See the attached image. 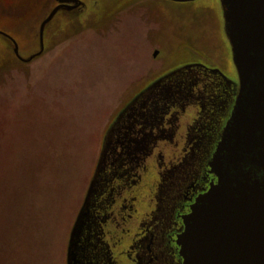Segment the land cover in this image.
<instances>
[{
  "label": "rangeland",
  "instance_id": "rangeland-1",
  "mask_svg": "<svg viewBox=\"0 0 264 264\" xmlns=\"http://www.w3.org/2000/svg\"><path fill=\"white\" fill-rule=\"evenodd\" d=\"M50 3L0 0V264H93L90 196L108 169L141 150L147 227L120 247V264H148L154 232L159 263L182 264L168 237L182 231L179 220L170 232L172 197L192 165L213 160L237 85L221 0H82L47 23L42 50ZM176 76L193 92L195 112L144 130L139 116L155 88Z\"/></svg>",
  "mask_w": 264,
  "mask_h": 264
},
{
  "label": "water",
  "instance_id": "water-1",
  "mask_svg": "<svg viewBox=\"0 0 264 264\" xmlns=\"http://www.w3.org/2000/svg\"><path fill=\"white\" fill-rule=\"evenodd\" d=\"M221 2L240 94L212 164L218 184L184 218L178 245L183 264H264V0Z\"/></svg>",
  "mask_w": 264,
  "mask_h": 264
},
{
  "label": "flooded vegetation",
  "instance_id": "flooded-vegetation-1",
  "mask_svg": "<svg viewBox=\"0 0 264 264\" xmlns=\"http://www.w3.org/2000/svg\"><path fill=\"white\" fill-rule=\"evenodd\" d=\"M50 6H51L50 10L48 14L43 18L40 26H42V24L55 11H56L55 15H58L61 12L72 14L71 12H76L77 9L83 8L82 0H51ZM11 39L14 40L12 37ZM231 53H232V47H231ZM232 62L237 76V85L235 87L236 90L234 93L233 103L229 107L230 108L229 118L227 119L225 123V127L222 131L220 142L222 141L226 127L233 115L240 94V87H241L240 78L236 66L234 64L233 53H232ZM205 76L207 77V75ZM176 79H178V76H176ZM204 80L207 81L206 83H209L207 78ZM214 81L216 80L214 79ZM179 82L180 81L178 79L177 83L175 82H167L164 84L162 83L157 88H155L156 90L154 91L156 97L150 100L149 102H147V105H145L146 112L144 114H141V116H139V124L142 126L144 130L156 131L159 128L158 126L162 125L163 123L165 124L166 120H168V118L171 116L172 117L175 116L176 119L181 118L183 120L185 119V117H190L191 113L195 112V108H194L195 102L193 101V99H190V96L193 92L191 93L190 89L186 88L183 84ZM218 90H219L218 88L216 89L214 87V92L217 93ZM208 91L211 92L210 90ZM205 95H207V93H205ZM215 95H216L215 98L219 96L218 94ZM144 98L145 96L142 97V99ZM135 157H136L135 161L128 160L131 161L132 163L131 162L123 163L119 165V167L117 168L108 169L107 174L103 173L104 178L106 179L105 185L103 183L101 184L98 182L97 186L95 187L96 189H94V192H92L90 196L89 204L91 205L92 202L94 205L90 208L92 211L90 212L91 222L89 223V225H90L91 235L93 236L92 240L98 241L96 243L99 245V246H95V250L96 249L97 250L96 253L94 252V256L96 258L92 260L93 264H120V258L122 256L125 257L124 250L121 252L120 247L127 246L130 244L131 234L137 235L138 237L140 236V238L145 234L144 231L146 230L147 227L145 223L146 213L141 198V187L144 182V175H147V171H148L146 167V163H144L146 161V154L141 150L139 151L138 154L135 155ZM194 161H198V159L195 158ZM213 161H214V157L213 160L207 163L206 167L203 166L202 163H200V161L192 165L190 169L191 172L189 173L190 175L187 177V179H185V182L184 181L182 182L181 184L182 187L180 185L175 195L172 197L175 199V205H172L168 212L169 219L173 220V222L170 223L171 226L170 232L176 233L177 231L176 228L178 227L179 220H182V231L176 234L177 240H172L171 235H169L168 237L170 243H173L174 241L175 245H177L179 248L180 246L178 245V236L181 235L185 230L184 218L189 214H191L192 207L196 204L197 200L201 196L207 194L214 185L218 184V177L213 172V168H212ZM100 169H103V165L100 166ZM102 171L104 172V170ZM97 174L98 175L95 177V179H97L98 176L101 177V171L98 170ZM148 195H150V191L148 192ZM131 202L135 204L132 205ZM141 208H143L142 211L139 210ZM147 210L150 211L149 215H153V214L156 215L159 209L158 207H156L154 209L151 208ZM173 213H175V216L178 219L177 221L174 220L172 216ZM130 219L136 220V224H137V226H135L137 230L133 231V233L130 230V225H131ZM140 223H142V226H139ZM170 226H168L169 227L168 230L170 229ZM170 232H168V234ZM150 235H151L150 242L145 246L144 253L146 252L150 255L148 264H154L156 262L160 264L159 257L156 254L158 252H156L153 247L156 241V233L155 232L150 233ZM113 237H118L120 243H118L116 239ZM120 237H121V241H120ZM165 237L166 236H164V238ZM102 245H104L105 248H103ZM104 249L107 251L106 260H103L101 258L99 259L100 253ZM112 251L113 252L118 251L119 261L118 260L113 261L109 257ZM180 257L183 264V258L181 254ZM171 264L173 263L171 262Z\"/></svg>",
  "mask_w": 264,
  "mask_h": 264
},
{
  "label": "bare ground",
  "instance_id": "bare-ground-1",
  "mask_svg": "<svg viewBox=\"0 0 264 264\" xmlns=\"http://www.w3.org/2000/svg\"><path fill=\"white\" fill-rule=\"evenodd\" d=\"M213 8H214V7H210V8L208 9V11H209V12H212V14L216 13V9H215V8L213 9ZM210 9H211V10H210ZM32 23H33V22H32ZM33 25H35V24H33ZM28 26H29V24H28ZM26 29H27V28H26ZM16 32L22 34V33H23V30H22V28H20V29L17 28V29H16Z\"/></svg>",
  "mask_w": 264,
  "mask_h": 264
},
{
  "label": "crops",
  "instance_id": "crops-1",
  "mask_svg": "<svg viewBox=\"0 0 264 264\" xmlns=\"http://www.w3.org/2000/svg\"><path fill=\"white\" fill-rule=\"evenodd\" d=\"M46 27V26H45ZM45 27H44V29H45ZM40 29H41V27H40ZM44 29H43V36H44ZM20 58V57H19ZM22 60V59H21ZM33 60V59H32Z\"/></svg>",
  "mask_w": 264,
  "mask_h": 264
}]
</instances>
